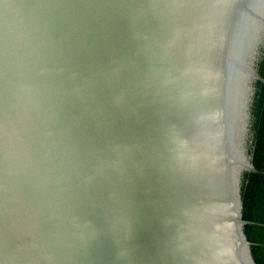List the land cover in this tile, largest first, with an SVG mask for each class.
<instances>
[{
	"label": "water",
	"instance_id": "water-1",
	"mask_svg": "<svg viewBox=\"0 0 264 264\" xmlns=\"http://www.w3.org/2000/svg\"><path fill=\"white\" fill-rule=\"evenodd\" d=\"M263 101L264 0H0V264H257Z\"/></svg>",
	"mask_w": 264,
	"mask_h": 264
},
{
	"label": "trees",
	"instance_id": "trees-1",
	"mask_svg": "<svg viewBox=\"0 0 264 264\" xmlns=\"http://www.w3.org/2000/svg\"><path fill=\"white\" fill-rule=\"evenodd\" d=\"M252 166L264 173V101L251 157ZM244 225L257 264H264V174L248 173L245 187Z\"/></svg>",
	"mask_w": 264,
	"mask_h": 264
}]
</instances>
